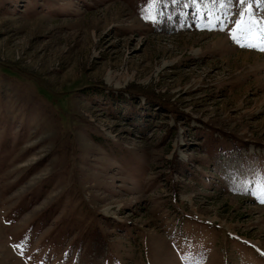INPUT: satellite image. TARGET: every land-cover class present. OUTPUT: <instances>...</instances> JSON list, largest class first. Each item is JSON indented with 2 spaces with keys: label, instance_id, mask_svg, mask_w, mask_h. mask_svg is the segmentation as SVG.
Here are the masks:
<instances>
[{
  "label": "rangeland",
  "instance_id": "1",
  "mask_svg": "<svg viewBox=\"0 0 264 264\" xmlns=\"http://www.w3.org/2000/svg\"><path fill=\"white\" fill-rule=\"evenodd\" d=\"M262 29L264 0H0V264H264Z\"/></svg>",
  "mask_w": 264,
  "mask_h": 264
},
{
  "label": "snow or ice",
  "instance_id": "2",
  "mask_svg": "<svg viewBox=\"0 0 264 264\" xmlns=\"http://www.w3.org/2000/svg\"><path fill=\"white\" fill-rule=\"evenodd\" d=\"M243 2V0H242ZM155 3V0H153V4ZM221 4H223V0H221ZM255 22L250 21H244L243 19L238 20L236 22V26L233 29V32L230 33L231 37L236 40L238 43L240 41V37L250 38L252 35V27ZM264 31V29L260 30ZM240 46H248V47H256L255 44L248 43V44H240ZM261 51H264V47L260 48ZM260 202L264 203V187H261V196H260ZM264 254V253H262Z\"/></svg>",
  "mask_w": 264,
  "mask_h": 264
},
{
  "label": "trees",
  "instance_id": "3",
  "mask_svg": "<svg viewBox=\"0 0 264 264\" xmlns=\"http://www.w3.org/2000/svg\"><path fill=\"white\" fill-rule=\"evenodd\" d=\"M196 7V6H195ZM186 8V7H185ZM188 10V9H187ZM121 99V98H120ZM160 107V106H159ZM123 115H125V113H123Z\"/></svg>",
  "mask_w": 264,
  "mask_h": 264
}]
</instances>
